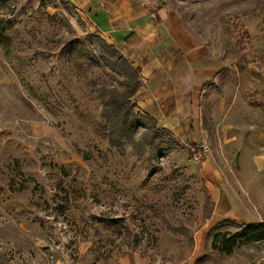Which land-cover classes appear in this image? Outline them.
Listing matches in <instances>:
<instances>
[{
  "label": "rangeland",
  "instance_id": "obj_1",
  "mask_svg": "<svg viewBox=\"0 0 264 264\" xmlns=\"http://www.w3.org/2000/svg\"><path fill=\"white\" fill-rule=\"evenodd\" d=\"M166 5L223 71L200 102L201 162L180 144L150 174L147 154L110 144L99 124L95 88L117 69L88 16L69 0H0V264H116L130 252L172 264L193 253L222 195L264 222V0L146 2ZM175 171L187 180L172 183ZM221 230L203 264H264V239L226 254L221 236L237 229Z\"/></svg>",
  "mask_w": 264,
  "mask_h": 264
},
{
  "label": "crops",
  "instance_id": "obj_2",
  "mask_svg": "<svg viewBox=\"0 0 264 264\" xmlns=\"http://www.w3.org/2000/svg\"><path fill=\"white\" fill-rule=\"evenodd\" d=\"M69 1L88 16L93 29L140 69L141 86L132 100L135 111L155 118L158 127L172 132L181 146L205 142L198 116L200 102L205 87L214 85L221 76L223 62L188 32L178 10L168 5L148 7L150 0ZM254 161L258 168L264 167V156H255ZM218 198L212 216L198 233L193 253L172 264H195L206 256L208 232L219 222L254 221L226 196ZM116 264L149 262L130 252Z\"/></svg>",
  "mask_w": 264,
  "mask_h": 264
},
{
  "label": "trees",
  "instance_id": "obj_3",
  "mask_svg": "<svg viewBox=\"0 0 264 264\" xmlns=\"http://www.w3.org/2000/svg\"><path fill=\"white\" fill-rule=\"evenodd\" d=\"M93 37H95L100 52L113 62L117 69V74H112L115 77V82H102L95 88L96 98L102 101L99 124L107 130L110 144L122 145L125 143L138 155L147 154L146 170L151 174L156 169L159 158L173 147L180 146V143L172 132L160 129L155 118L135 111V104L132 100L141 86L140 69L135 67L132 61L125 57L115 45L106 42L99 35ZM84 41L86 42V40ZM84 41L79 43L75 40L71 49L75 50L79 57L90 59L104 68L105 66L99 61L94 50ZM186 180V177L178 171H175L170 177V181L174 184ZM146 181H144L145 185L150 183L148 186L157 187L154 180ZM206 203L210 204L209 197H206ZM225 227L237 229L229 237L225 234L221 236V249L226 254L232 252L237 241L250 242L264 239V222L237 224L230 220H223L216 224L209 230L208 236L219 234ZM166 228L172 233H188L184 227L166 225ZM206 259L207 255L196 260L195 264H203Z\"/></svg>",
  "mask_w": 264,
  "mask_h": 264
},
{
  "label": "built area",
  "instance_id": "obj_4",
  "mask_svg": "<svg viewBox=\"0 0 264 264\" xmlns=\"http://www.w3.org/2000/svg\"><path fill=\"white\" fill-rule=\"evenodd\" d=\"M187 149L190 152L192 161L196 164L201 162L203 156L207 152V147L205 146V144L191 143L188 145Z\"/></svg>",
  "mask_w": 264,
  "mask_h": 264
}]
</instances>
